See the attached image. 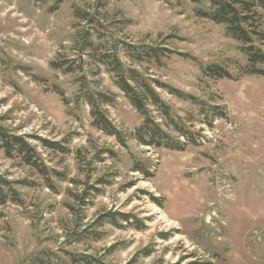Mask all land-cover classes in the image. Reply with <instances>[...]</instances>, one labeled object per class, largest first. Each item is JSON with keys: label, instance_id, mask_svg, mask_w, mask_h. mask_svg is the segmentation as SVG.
I'll return each mask as SVG.
<instances>
[{"label": "rangeland", "instance_id": "rangeland-1", "mask_svg": "<svg viewBox=\"0 0 264 264\" xmlns=\"http://www.w3.org/2000/svg\"><path fill=\"white\" fill-rule=\"evenodd\" d=\"M151 49L170 52L136 59ZM105 55L153 86L170 119L146 95L149 116L165 132L180 138L173 120L197 144L141 146L146 117ZM90 96L123 142L95 126ZM0 136L38 160L0 150V264H264L259 0H0Z\"/></svg>", "mask_w": 264, "mask_h": 264}, {"label": "trees", "instance_id": "trees-1", "mask_svg": "<svg viewBox=\"0 0 264 264\" xmlns=\"http://www.w3.org/2000/svg\"><path fill=\"white\" fill-rule=\"evenodd\" d=\"M260 6L264 9V0H259ZM133 49V48H131ZM137 51V49H134ZM170 52L168 50H160V49H151L149 51H142L139 54H136V59L142 61L146 58L155 59L157 62H160L161 56L165 55L164 52ZM163 53V54H162ZM105 59L101 60L102 64L109 65L113 67V71L117 72L118 74V81L116 82L117 86L125 93L127 98L130 100L132 105L140 112L143 116L146 117V120L141 128H139L136 132V138L138 143L141 146L145 147H155V148H164L173 151H183L187 145L189 144H197V140L192 137L191 133L188 131H184L179 124L171 121L174 126L175 132L179 134L180 138H174L167 132H165L159 124H157L150 116H149V101L147 96L151 99L153 106L158 107L166 118L170 119L169 108L164 104V102L159 98L156 93V90L151 86L144 78L140 76V74L134 70L129 68L125 70L122 63L114 56L105 55ZM108 60L110 62H108ZM60 66H56V68ZM208 71H214L213 75L217 78H228L231 79V76L226 71H221L219 69L213 70V68H209ZM158 88L166 90L170 95L177 96L178 98L190 100L196 104L201 105L202 102L198 101L193 96H188L183 92L165 85L159 82H154ZM147 95V96H146ZM101 100L103 102H111L107 96H101ZM89 105L92 108V116L94 117L95 126L102 132L106 133L109 136L116 137L120 142H123L118 130L113 126V124L109 121V119L105 116L104 112L100 109L99 105L97 104V99L94 96L89 97ZM203 105V104H202ZM201 105V106H202ZM217 114V117L226 118L225 109L219 108V106H215L210 108ZM205 109L203 110V112ZM183 138V140L181 139ZM44 143V142H43ZM46 147L51 149H55L59 147L55 143H44ZM5 150L6 154L11 158L13 156V152L22 156L26 164L36 167L37 164V157L35 154L34 149L23 139L19 137H6L0 136V150ZM38 167V166H37ZM135 172H140L141 174L145 175L146 177H151L149 172L145 170L141 166H137ZM7 186L6 182L0 183V192L1 187ZM134 186V185H132ZM120 216L125 222H130L132 219L130 216L123 215V214H113L110 218L112 219L111 223L114 222V217ZM75 264H79L80 261L73 260ZM83 264H102L99 262H95L90 258H84L82 260Z\"/></svg>", "mask_w": 264, "mask_h": 264}]
</instances>
